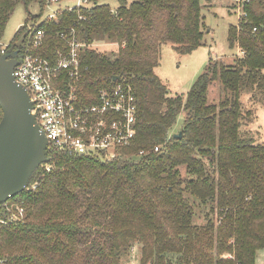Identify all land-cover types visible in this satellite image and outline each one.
<instances>
[{
  "label": "trees",
  "instance_id": "trees-1",
  "mask_svg": "<svg viewBox=\"0 0 264 264\" xmlns=\"http://www.w3.org/2000/svg\"><path fill=\"white\" fill-rule=\"evenodd\" d=\"M18 1L0 0V42ZM23 1L45 8L48 0ZM91 2L64 9L57 21L33 16L47 36L36 52L57 58L68 48L63 34L81 42V104H97L102 90L121 84L135 97V135L110 161L51 148L53 169L40 166L28 184L37 187L11 199L25 217L0 226V264H128L133 247L138 264H256L264 145L241 131L252 117H243L240 99L244 90L264 94V0L247 3L248 21L230 25V45L241 51L235 63L210 60L191 89L174 96L155 71L161 46L188 54L202 45L201 0H120L116 9ZM28 25L8 52L22 56ZM215 80L224 95L211 103Z\"/></svg>",
  "mask_w": 264,
  "mask_h": 264
},
{
  "label": "built area",
  "instance_id": "built-area-1",
  "mask_svg": "<svg viewBox=\"0 0 264 264\" xmlns=\"http://www.w3.org/2000/svg\"><path fill=\"white\" fill-rule=\"evenodd\" d=\"M48 0L51 9L46 19L57 21L64 9L90 6L91 0ZM252 0H233L239 22L248 21L245 5ZM54 6V8H53ZM258 27L253 28L257 32ZM46 30L32 22L27 28V40L23 44L20 63L14 68L15 80L25 86L34 100L37 120L49 139V147L74 155L99 156L110 161L118 157L122 147L131 143L135 135L137 105L131 91H124L121 84L111 90L100 92L99 102L92 106L81 104L77 81L82 74L80 50L82 43L76 38L62 35L67 50H58L57 58L50 59L36 50L46 41ZM1 53H9L8 46L0 44ZM159 150V146L155 148ZM50 172L53 164L44 163ZM37 182L26 189L36 188ZM14 197V196H13ZM9 200L0 206V226L23 220L25 208L16 200ZM13 203L12 206L8 204ZM6 207L3 211L2 208ZM137 249H132V260L136 261ZM0 262L3 258L0 252Z\"/></svg>",
  "mask_w": 264,
  "mask_h": 264
},
{
  "label": "rangeland",
  "instance_id": "rangeland-1",
  "mask_svg": "<svg viewBox=\"0 0 264 264\" xmlns=\"http://www.w3.org/2000/svg\"><path fill=\"white\" fill-rule=\"evenodd\" d=\"M66 1L68 2L69 0ZM66 1L63 2V5L67 3ZM100 3H107L113 9H116L120 5V0H100ZM201 4L203 6L202 14L205 28L202 45L188 54L177 52L171 43H164L161 46L160 64L155 71L167 85L171 96L177 94L185 95L191 89L197 77L205 70L210 60L219 59L231 65L235 63V60L241 54L239 48H232L229 41L230 25L238 24L239 22L237 12H235L236 9L234 11L232 8L233 0H201ZM50 12V8H42L36 1L29 6L23 0L18 1L7 22L0 44L9 47L21 26L27 22L31 24L33 16L41 17L40 21H42ZM20 43L21 39L16 42L17 46ZM102 46L105 48L109 47L107 45ZM223 95L221 83L218 80L213 81L209 88V101L218 103ZM240 101L243 117L247 116L249 111L252 117L251 120H248L247 117L244 119L241 131L245 137L253 138L256 144L264 145L263 92L258 88L252 93L244 90ZM183 117L184 114L180 116V122ZM12 204L8 205L12 206ZM2 210L5 211L6 207H3ZM137 257L138 254L133 264H138ZM256 264H264V248L258 251Z\"/></svg>",
  "mask_w": 264,
  "mask_h": 264
},
{
  "label": "water",
  "instance_id": "water-1",
  "mask_svg": "<svg viewBox=\"0 0 264 264\" xmlns=\"http://www.w3.org/2000/svg\"><path fill=\"white\" fill-rule=\"evenodd\" d=\"M20 61L19 49L0 52V206L24 191L34 172L50 161L49 139L37 120L34 100L13 74Z\"/></svg>",
  "mask_w": 264,
  "mask_h": 264
}]
</instances>
